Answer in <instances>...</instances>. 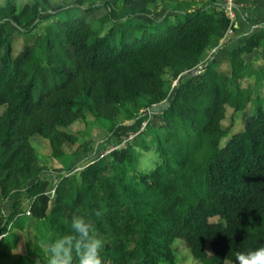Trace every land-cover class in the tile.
Masks as SVG:
<instances>
[{
    "label": "trees",
    "instance_id": "1",
    "mask_svg": "<svg viewBox=\"0 0 264 264\" xmlns=\"http://www.w3.org/2000/svg\"><path fill=\"white\" fill-rule=\"evenodd\" d=\"M49 1L30 0L19 9L6 1L0 16L20 26L45 12ZM218 1L181 0L173 20L165 15L148 24L138 17L150 16L157 0H100L107 10L94 23L64 10L57 29L45 27L15 55L9 40L0 41V196L26 192L37 239L50 245L74 235L75 215L93 223L103 264H177L176 239L202 264L235 263L264 249L263 107L221 144L226 108L244 111L258 101L244 82L260 74L243 55L264 49V26L227 53L229 72L219 70L216 59L204 60L206 50L234 28ZM167 74L178 82L158 111L162 123L147 124L78 177L57 179L50 195V183L39 179L48 173L28 138L45 137L50 156L60 157L62 142L73 138L58 127L85 111L110 121L126 107L158 104L167 97ZM135 145L158 154L147 173L137 172ZM18 206L15 201L0 227V264H33L13 250L10 230L28 218ZM36 252L43 257L39 245Z\"/></svg>",
    "mask_w": 264,
    "mask_h": 264
},
{
    "label": "rangeland",
    "instance_id": "2",
    "mask_svg": "<svg viewBox=\"0 0 264 264\" xmlns=\"http://www.w3.org/2000/svg\"><path fill=\"white\" fill-rule=\"evenodd\" d=\"M6 1H13L16 6L21 8L24 4L30 2V0H0V4H4ZM181 0H157L152 5V14L150 16L140 15L138 18L141 21L153 24L155 21L161 19L165 15H168L173 20L174 12ZM223 1L220 0L215 3V6L223 8ZM100 0H87L81 6H75L73 0H50L48 3L47 10L40 16L32 17L27 22L20 26L14 25L6 17L0 16V41L9 40L12 46V53L15 55L25 46L30 45L34 42L37 34L43 33L45 27L51 26L54 29L59 27V24L64 19V10L73 12V15L83 18L87 23L96 22L101 16L106 13V8L100 5ZM201 2H197L196 6L200 7ZM88 7H91L87 10ZM237 2L235 4V9ZM235 21V14L234 19ZM230 33L235 35L236 30ZM263 28V27H262ZM229 35V34H228ZM228 38H221L218 45L210 47L206 50L204 60L216 59V66L219 70L229 72V63L225 59L226 56L219 54V49L225 45H228ZM255 51V50H254ZM3 54V47H0V58ZM262 54L257 50L256 59H260ZM255 71L259 72L260 77H257V73L251 78L245 80V85L252 86L253 96L258 98L256 103H251L244 111H234L227 107L225 117L222 120V128L227 132V135L222 139L221 144H224L231 135L243 130L244 125L252 116L251 114L259 107L262 106L264 109V70L262 67L263 63L261 60H256ZM169 73V71H167ZM197 71L195 73H198ZM166 79V92L167 97L165 100L158 104L162 105L168 103V100L173 95L175 87L178 82L172 78L169 74L165 75ZM153 106V105H152ZM151 107V106H150ZM5 107H0V112ZM128 111H132L130 114ZM162 123V117L158 111H149V108H139L138 110H132L130 107H126L124 110L112 120L99 119L94 116L91 112H83L82 115L77 116L67 126L58 127L69 134L73 139L62 142V156L51 157V149L48 140L40 135H32L28 138L30 145L38 155L36 160L40 166H44L47 171V175L40 176L39 179L46 180L50 183L48 187V193L53 194V186L57 179L63 177H70L74 175L78 177L79 171L91 163L96 157L107 154L112 148L124 147L128 141H133V138L143 132L146 129L147 124L151 127H157ZM151 135L148 133L145 137V141H150ZM137 155V172L144 174L152 170L158 162V154L154 147H150L148 150H142L139 145L134 146ZM37 180V176L30 178L26 185L31 184ZM18 202V210L25 212L27 220L23 227L15 228L10 230V233H14L16 236V245L14 252L24 254L30 257L33 264H48L50 253L48 252L47 242L40 241L37 239L35 220L30 219V215L27 213L30 201L26 196V192H23L20 196L8 197L2 199L0 196V227L4 224L7 216L14 211V202ZM10 226V225H9ZM8 226V227H9ZM3 233L0 235L2 236ZM36 245H39L44 253L43 257L40 258L36 252ZM208 253L210 250L206 247ZM173 251L175 261L177 264H202L197 261L191 255L189 248L185 242L181 239H176L173 243ZM246 258L235 262L226 264H244ZM159 264H165L160 262Z\"/></svg>",
    "mask_w": 264,
    "mask_h": 264
},
{
    "label": "clouds",
    "instance_id": "3",
    "mask_svg": "<svg viewBox=\"0 0 264 264\" xmlns=\"http://www.w3.org/2000/svg\"><path fill=\"white\" fill-rule=\"evenodd\" d=\"M71 228L74 235L59 237L48 246V264H73L74 256L79 258V264H103V241L96 235L91 220L74 215ZM244 264H264V249L250 253Z\"/></svg>",
    "mask_w": 264,
    "mask_h": 264
},
{
    "label": "crops",
    "instance_id": "4",
    "mask_svg": "<svg viewBox=\"0 0 264 264\" xmlns=\"http://www.w3.org/2000/svg\"><path fill=\"white\" fill-rule=\"evenodd\" d=\"M233 25L236 30L235 35L230 36L231 33H229V35L224 36V38H228L229 44L219 49V54L225 55L227 62V53L231 49L242 44L246 36L260 32L264 26V0H237ZM254 50L243 55L244 61L255 69L253 64H255L256 60H261V63H263L262 67H264V49L256 48ZM257 50L262 54L260 59H256Z\"/></svg>",
    "mask_w": 264,
    "mask_h": 264
},
{
    "label": "built area",
    "instance_id": "5",
    "mask_svg": "<svg viewBox=\"0 0 264 264\" xmlns=\"http://www.w3.org/2000/svg\"><path fill=\"white\" fill-rule=\"evenodd\" d=\"M237 0H224L223 1V8H224V13L227 16V18L230 20V23L233 24V19H234V14H235V4ZM231 27H229L225 33V36L231 32ZM118 148V147H117ZM116 149L115 147L112 148L111 150ZM110 150V151H111ZM103 156V155H101ZM29 214V212L27 211Z\"/></svg>",
    "mask_w": 264,
    "mask_h": 264
},
{
    "label": "water",
    "instance_id": "6",
    "mask_svg": "<svg viewBox=\"0 0 264 264\" xmlns=\"http://www.w3.org/2000/svg\"><path fill=\"white\" fill-rule=\"evenodd\" d=\"M166 105H167V103H165V104H162V105H153V106H151V107H149V111H160L161 109H163V108H165L166 107Z\"/></svg>",
    "mask_w": 264,
    "mask_h": 264
}]
</instances>
